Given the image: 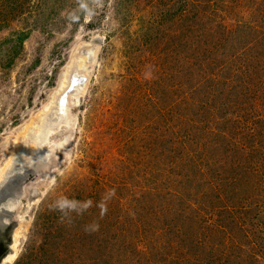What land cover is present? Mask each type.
<instances>
[{
  "label": "rangeland",
  "instance_id": "1",
  "mask_svg": "<svg viewBox=\"0 0 264 264\" xmlns=\"http://www.w3.org/2000/svg\"><path fill=\"white\" fill-rule=\"evenodd\" d=\"M84 46L12 264H264V0H0V172Z\"/></svg>",
  "mask_w": 264,
  "mask_h": 264
},
{
  "label": "bare ground",
  "instance_id": "2",
  "mask_svg": "<svg viewBox=\"0 0 264 264\" xmlns=\"http://www.w3.org/2000/svg\"><path fill=\"white\" fill-rule=\"evenodd\" d=\"M93 60L89 61L84 56H80L77 60L73 58L71 65H66L64 68V77L61 75V80L63 79V82L58 87V91L50 97L51 100L47 102L39 113L30 117L29 123L24 124L18 129L19 135L17 134L12 141L14 149L11 152V156L4 162L5 164L2 167V172H0V186L7 182L8 177L12 173L25 172L27 169L32 168V166L35 168L38 167V174L45 176L42 183L48 181L49 185L52 184L54 181V170L51 172L47 171L48 168L51 169V164L47 168V165L41 161L46 158L54 159L53 157L60 151L64 154L67 151L66 147L70 143L74 144L75 141L71 137V134L77 131L78 124L76 121L77 115L71 112V107L73 109L81 105L82 96L85 93L86 87L81 91H78L80 87L77 88V93L69 98L70 104L66 108L63 104V97L68 88L70 86L73 87L75 83L72 82L73 80L71 79L72 72L75 70L78 74L84 73L89 77V72L93 66L90 64ZM74 77L77 78L78 76L75 75ZM62 107L66 111L64 116L59 115ZM7 142H9V140H7L6 143ZM36 180L34 182H36ZM15 219L19 222V220L23 219V216L20 214L16 216ZM17 230L16 234H14L13 252L4 259L2 264H12L21 252L22 245L25 242L26 231L21 233L19 229Z\"/></svg>",
  "mask_w": 264,
  "mask_h": 264
},
{
  "label": "water",
  "instance_id": "3",
  "mask_svg": "<svg viewBox=\"0 0 264 264\" xmlns=\"http://www.w3.org/2000/svg\"><path fill=\"white\" fill-rule=\"evenodd\" d=\"M95 51H96V47L84 46L75 53V56H73V58L77 60L79 59L80 56H84L89 61H92L95 58ZM71 75H72L71 79L73 80L72 82L75 83L73 87L70 86L68 88V90L65 93L66 95L64 94L63 104L65 108L68 107V105L70 104L69 98L77 93V88L80 87L78 91L83 90V88L87 86L89 81V77L86 76L84 73L78 74L74 70V72H72ZM75 75H77L78 77L75 78L74 77ZM65 113L66 111L62 107L59 115L64 116ZM51 159L46 158L41 162H44V164L47 165L46 167L48 168V166L52 162ZM38 175H39L38 167L35 168L34 166H32V168L27 169L25 172L22 171V172L12 173L8 177L7 182H5V184L0 186V197H1L0 200L6 201L7 200L6 198L9 199V197L12 196L17 191H18V196L14 197L13 199L11 198L12 202L16 201L18 198L21 199L22 197H25L26 192L24 191V188L30 182H34L36 178H38ZM16 226H19L17 221L16 220L14 221L12 219H11V223L4 221L3 224H0V264H2L4 259L7 258L13 252L12 246L14 243V233L16 230L15 229Z\"/></svg>",
  "mask_w": 264,
  "mask_h": 264
},
{
  "label": "flooded vegetation",
  "instance_id": "4",
  "mask_svg": "<svg viewBox=\"0 0 264 264\" xmlns=\"http://www.w3.org/2000/svg\"><path fill=\"white\" fill-rule=\"evenodd\" d=\"M18 199H19V198H18ZM18 199H17V200L15 199L16 201L12 202V205H6V206L4 207L5 210H3L4 212H2L3 217H0V224H3L4 221H7V222L11 223V220L7 219V218H6V215H7L8 217H11L12 215H14V213H15V208L18 207ZM4 217H5L6 219H5ZM14 221H15V220H14Z\"/></svg>",
  "mask_w": 264,
  "mask_h": 264
},
{
  "label": "clouds",
  "instance_id": "5",
  "mask_svg": "<svg viewBox=\"0 0 264 264\" xmlns=\"http://www.w3.org/2000/svg\"><path fill=\"white\" fill-rule=\"evenodd\" d=\"M60 207H61V208H63V207H64V205H63V204H61V205H60Z\"/></svg>",
  "mask_w": 264,
  "mask_h": 264
}]
</instances>
